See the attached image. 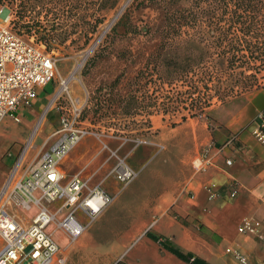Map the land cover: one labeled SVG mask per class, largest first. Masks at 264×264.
Masks as SVG:
<instances>
[{"label":"rangeland","instance_id":"rangeland-1","mask_svg":"<svg viewBox=\"0 0 264 264\" xmlns=\"http://www.w3.org/2000/svg\"><path fill=\"white\" fill-rule=\"evenodd\" d=\"M113 1L107 0L109 6ZM100 2H86L89 8L85 13L86 20L97 17L102 19L97 30L91 33L87 45H84L85 34L82 28L70 34L63 44L48 48L44 43L47 51L56 59L58 76L40 92L39 100L40 103L44 102L43 108L35 103L34 108L25 111L20 121L7 116L0 124V187L10 170L9 152L14 154L18 146L21 149L26 143H32L27 157L31 161L38 159L41 152L49 147L52 140L42 145L48 134L58 128L60 112L56 107L48 112V100L50 94L59 88V76L73 75L70 91L88 96L83 119L90 133L82 141L89 139V148L94 147L93 152L99 148L102 153L99 157L110 154L111 164L117 157H124L138 172L102 217V222H105L112 218L113 211H120L134 193L155 181V177L161 178L163 171L160 162L164 161L168 165L178 156L177 148L180 144L173 140L180 134L176 128L178 124L187 119L195 123L203 119L214 125L219 107L263 85L264 65L257 61L251 69L234 67L226 72H218L216 67L220 69L222 66H216L215 60L212 59L213 63L209 58L213 52L218 51L216 47L207 45L202 49L201 44L195 43V52L205 53L206 60L190 70L187 81L179 79L171 84L167 79L163 81L158 69L163 71L165 66H150V74L140 81L135 76L144 68L148 56L160 42V30L164 25L163 10L158 4L143 3L142 0H118L114 7L103 9ZM195 2L181 0L177 5L192 7ZM3 8L6 7L0 8V27L9 25L15 18L10 15V11L7 18L1 16ZM196 29L193 24L183 28L191 33ZM33 38L36 40L35 36ZM169 50L170 53L175 51ZM179 52L186 55L187 50L180 48ZM204 71H209L212 78L205 77ZM137 89L140 91L136 92ZM133 92L138 101L128 107L129 94ZM45 95L47 97L42 98ZM148 112H151L150 121H147ZM183 115L187 116L185 120H182ZM181 144L185 150L192 142L186 140ZM89 152L85 154L86 159L92 155ZM156 155L159 156L156 163L147 162L138 171L137 163L152 161ZM33 216L34 212L22 217L24 222H29Z\"/></svg>","mask_w":264,"mask_h":264},{"label":"crops","instance_id":"crops-1","mask_svg":"<svg viewBox=\"0 0 264 264\" xmlns=\"http://www.w3.org/2000/svg\"><path fill=\"white\" fill-rule=\"evenodd\" d=\"M42 89L34 102L23 110L22 116L34 108L35 103L43 108L44 102L39 100ZM73 95L82 101L87 97V94ZM261 110H264V83L219 107L214 125L203 119L196 123L187 119L178 124L176 128L180 134L173 138L180 144L178 156L168 165L160 162L161 178L155 177V181L134 193L120 211H113L112 218L102 222V217L124 188L113 177L107 178L104 186L115 199L103 215L74 242H70L62 230L54 232L68 264H194L178 256L170 247L195 256L205 264H242L235 257L236 251L246 255L250 264H264L262 240L239 232L245 217L264 219V143L254 134L255 117ZM53 132L42 146L53 140L50 138ZM186 140L192 144L184 150L181 143ZM79 143L61 163L65 181L81 171L92 183L103 180L115 163H110V154L99 157L102 155L100 149L93 152L89 139ZM211 144L212 164L205 170H195L194 160ZM221 146L223 150L220 151ZM19 150L18 146L14 154ZM89 150L92 155L86 159ZM28 153L26 164L33 161L27 159ZM228 158L233 161L231 165L226 163ZM158 159L156 155L152 161L137 163L138 171L147 162L156 163ZM11 164L12 161L9 168ZM208 186L220 188L222 195L211 197ZM236 188L239 190L237 196L230 197ZM53 228L49 226L50 230ZM149 233L157 235L158 239Z\"/></svg>","mask_w":264,"mask_h":264},{"label":"built area","instance_id":"built-area-1","mask_svg":"<svg viewBox=\"0 0 264 264\" xmlns=\"http://www.w3.org/2000/svg\"><path fill=\"white\" fill-rule=\"evenodd\" d=\"M33 37L19 32L11 22L0 27V124L7 116L20 121L39 90L58 76L56 59ZM72 78L59 76V88L47 108L48 112L54 107L60 111V124L50 136L53 140L49 148L28 164L25 158L32 143H26L17 154L8 153L12 164L0 187V264H68L54 237L55 230H62L74 242L115 199L104 181L113 177L123 188L138 174L124 157H117L106 177L97 183L82 171L65 181L61 163L90 133L83 119L88 96L82 101L72 94ZM254 134L264 143V110L255 117ZM212 146L194 160L195 170H205L212 164ZM218 149L223 150V146ZM232 162L226 159L228 165ZM208 189L213 198L222 195L220 188ZM238 191H231L230 197H236ZM32 212L31 220L24 222L22 216ZM239 232L256 236L264 244V219L245 217ZM234 254L242 264H250L246 255L238 251Z\"/></svg>","mask_w":264,"mask_h":264},{"label":"trees","instance_id":"trees-1","mask_svg":"<svg viewBox=\"0 0 264 264\" xmlns=\"http://www.w3.org/2000/svg\"><path fill=\"white\" fill-rule=\"evenodd\" d=\"M87 1L0 0V8L9 9L10 15L15 17L12 24L19 32L35 36L36 41L43 42L50 48L52 45L65 43L70 34L81 28L85 34L84 45L89 43L91 33L97 30L102 19L97 17L86 20L85 13L89 10ZM117 1L114 0L109 6L107 0H101L99 5L101 9L114 7ZM142 1L159 5L164 12V25L160 30L159 45L148 56L144 68L139 70L135 79L141 81L142 78H147L151 72L150 66H165L163 71L158 69L163 81L167 79L170 84L179 79L187 81L190 70L206 60L205 53L195 52V43L201 44L202 49L207 45L216 47L218 51L213 52L209 58L213 63L212 59L215 60L216 66H222L220 69L216 67L218 72H226L234 67L248 69L257 61L264 65V0H195L192 7L178 6L181 0ZM190 24L197 27L194 33L183 30ZM206 27L208 28L203 29ZM180 48L187 50L186 55L179 52ZM168 49L175 51L170 53ZM204 72L205 77L212 78L209 71ZM129 95L128 107L138 101L135 93ZM150 116L151 112H148L147 121H150ZM186 117L183 115L182 120ZM149 236L158 239L153 233H149ZM170 249L194 264H205L177 248Z\"/></svg>","mask_w":264,"mask_h":264},{"label":"water","instance_id":"water-1","mask_svg":"<svg viewBox=\"0 0 264 264\" xmlns=\"http://www.w3.org/2000/svg\"><path fill=\"white\" fill-rule=\"evenodd\" d=\"M9 15V9L8 8H3L1 10V16H3L4 18H7Z\"/></svg>","mask_w":264,"mask_h":264},{"label":"bare ground","instance_id":"bare-ground-1","mask_svg":"<svg viewBox=\"0 0 264 264\" xmlns=\"http://www.w3.org/2000/svg\"><path fill=\"white\" fill-rule=\"evenodd\" d=\"M92 50V49H91ZM71 76H73V75H71Z\"/></svg>","mask_w":264,"mask_h":264}]
</instances>
